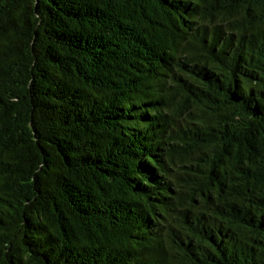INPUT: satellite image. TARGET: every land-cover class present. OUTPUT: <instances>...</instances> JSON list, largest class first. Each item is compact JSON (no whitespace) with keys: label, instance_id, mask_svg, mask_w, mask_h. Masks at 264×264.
I'll return each instance as SVG.
<instances>
[{"label":"trees","instance_id":"1","mask_svg":"<svg viewBox=\"0 0 264 264\" xmlns=\"http://www.w3.org/2000/svg\"><path fill=\"white\" fill-rule=\"evenodd\" d=\"M0 264H264V0H0Z\"/></svg>","mask_w":264,"mask_h":264}]
</instances>
